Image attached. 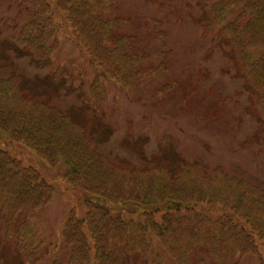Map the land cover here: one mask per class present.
Returning <instances> with one entry per match:
<instances>
[{
	"label": "trees",
	"instance_id": "trees-1",
	"mask_svg": "<svg viewBox=\"0 0 264 264\" xmlns=\"http://www.w3.org/2000/svg\"><path fill=\"white\" fill-rule=\"evenodd\" d=\"M19 3L29 17L12 40L36 67H44L58 50L53 9L47 0ZM117 6L118 0H66L67 19L97 69L86 100L94 108L106 102L111 79L132 88L143 71L156 72L153 56L123 32L131 20L102 16ZM201 34L214 35L212 43L233 60L258 123L251 139L264 154V0H218L208 8ZM158 52L155 58L163 63L167 58ZM24 85L22 78L0 80V131L49 167L62 163V178L81 193L85 209L82 217L68 214L61 237L69 259L53 264H162L156 244L174 264H199L200 255L211 264H250L251 259L264 264L263 187L198 162L180 161L176 169L113 164L97 150L102 139L93 131L40 97H27ZM52 197L51 185L37 170L0 150V219L5 235L30 262L39 241L29 217Z\"/></svg>",
	"mask_w": 264,
	"mask_h": 264
},
{
	"label": "rangeland",
	"instance_id": "rangeland-1",
	"mask_svg": "<svg viewBox=\"0 0 264 264\" xmlns=\"http://www.w3.org/2000/svg\"><path fill=\"white\" fill-rule=\"evenodd\" d=\"M47 1L59 26L58 50L48 66L38 68L12 40L25 25L28 13L18 0H0L1 79L22 78L27 97H40L50 107L80 120L95 138L102 139L97 150L113 164L176 169L180 161L198 162L210 170L221 167L264 188V154L251 139L257 135L258 123L250 94L224 47L212 43L214 35L203 39L201 34L208 8L218 0H119L117 10L104 17L131 20L123 32L135 38L144 54L153 56L156 72L143 71L141 82L132 88H122L111 79L106 102L100 108L87 106L89 84L97 69L67 19L66 0ZM158 23L162 33L157 31ZM163 44L172 54L160 63L155 54ZM56 69L57 82L53 76ZM0 150L37 170L53 189L46 208L29 217L39 241L36 260L30 262L19 253L20 247L5 235L0 219V264L66 263L69 250L61 232L70 211L78 217L84 214L81 193L64 182L62 163L56 169L49 167L1 131ZM212 213L205 212L215 219ZM154 253L160 254L162 264H174L159 244ZM197 261L211 264L206 255Z\"/></svg>",
	"mask_w": 264,
	"mask_h": 264
}]
</instances>
